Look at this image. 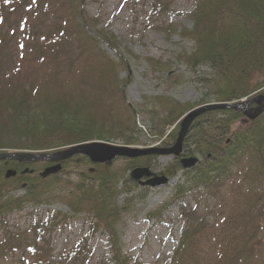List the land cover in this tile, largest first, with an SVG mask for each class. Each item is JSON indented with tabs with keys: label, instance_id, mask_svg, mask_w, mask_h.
Returning a JSON list of instances; mask_svg holds the SVG:
<instances>
[{
	"label": "rangeland",
	"instance_id": "1",
	"mask_svg": "<svg viewBox=\"0 0 264 264\" xmlns=\"http://www.w3.org/2000/svg\"><path fill=\"white\" fill-rule=\"evenodd\" d=\"M57 1L0 0L2 88L32 87L37 97L54 93L71 94L77 100L88 97L108 119L105 131L109 133V126L116 131L107 142L126 145L127 137L131 142L127 145L140 148L162 145L161 139L174 127L177 133L178 122L191 109L225 102L216 94V84L223 82L214 69L205 61L189 62L185 56L196 48L190 30L201 0H83L84 16L96 23L98 30L116 38L115 50L103 41L98 48L79 41L75 16L67 4L58 7ZM105 75L111 80L115 75L117 82L111 84ZM174 104L186 110L176 122L166 124L165 117ZM230 117L227 113L211 116L215 120ZM239 118L230 123L231 133L243 126ZM251 157L245 153L209 187L191 186L192 178L203 170L196 167L169 175L171 181L156 188L140 186L130 178L135 160L115 159L107 171L119 175L121 213L116 230L127 257L125 264H264V215H260L264 214V181L256 178ZM150 163L155 172L177 167L171 156L155 157ZM32 168L35 177L43 164ZM90 168L96 166L89 159L71 160L58 174L59 179L51 180L55 196L6 215L9 230L22 233L36 221L59 219L55 230L46 236L50 240L47 264H113L110 240L100 230L88 241L86 257L65 258L93 220L88 207L80 212L70 207L79 183L95 179L99 168L89 172ZM14 182L15 195H23L22 186ZM178 184L190 188L175 198ZM184 211L191 212L188 216L195 222L203 220L205 228L198 231L180 260L173 251L188 225ZM31 239L28 233L29 243ZM26 242L0 256V264H35L39 253L34 255ZM234 255L236 260L230 261Z\"/></svg>",
	"mask_w": 264,
	"mask_h": 264
},
{
	"label": "trees",
	"instance_id": "2",
	"mask_svg": "<svg viewBox=\"0 0 264 264\" xmlns=\"http://www.w3.org/2000/svg\"><path fill=\"white\" fill-rule=\"evenodd\" d=\"M64 5L69 7L70 14L76 18L74 24L80 37L79 41L84 44L87 42L96 48L103 41L110 48L114 50L117 48L116 38L112 34L103 29L98 30L96 23L89 22L84 16L83 0L57 1L58 7ZM193 16L195 23L190 32L196 40V48L185 56L189 62L205 61L214 69L223 82L221 85L216 84L219 101L240 100L258 90L263 91L264 0H201ZM105 77L111 84L113 80L117 82L115 75H112L113 80L106 75ZM4 80L0 77V83ZM7 81L12 82L13 79L8 78ZM121 86L124 92L125 83L122 82ZM78 99L81 101L71 94L68 96L56 93L51 97L44 95L37 97L34 95V89L26 86H19L17 89L0 88V152L52 150L80 142L107 141L113 137L116 131L115 129L112 131L111 126L108 127L109 133L105 131L108 119L98 113L96 101L88 97ZM80 103H86V106ZM170 108L165 117L166 124L176 122L186 110L180 104H174ZM217 113H227L231 117L219 120L211 118ZM207 116L206 121L200 122L201 118ZM262 116L232 133L230 123L242 117V113L238 110L208 112L196 120L185 140L183 155L200 156L203 159L201 162L203 170L192 178L191 186L214 185L232 168V163L243 158L248 152L255 163L256 178L259 177V181H264V114ZM119 127L122 129L121 126ZM176 135L177 133L172 131L164 140L163 146H170ZM231 137L230 143L226 144L227 139ZM126 139L127 144H130V140L127 137ZM87 159L85 155H76L64 162V169L71 160L80 162ZM133 163L134 166L150 165V157L138 158ZM175 163L176 168L169 167L163 173L176 174L181 169V165L179 160ZM32 166L34 163L30 162L0 161V256L6 255L5 252L12 251L27 241V246L34 255L39 253L35 264H47L45 262L49 261L47 255L50 240L46 236L55 230L59 219L55 217L47 221H36L27 229L32 237L31 243L28 240V233H24L27 230L23 233L11 231L6 221V215L11 212L23 209L30 202L42 203L56 194L51 180L59 179L58 174L44 179L40 175L33 177L23 173L25 168ZM9 168L18 172L15 178H5L6 170ZM98 168L97 173L93 175L95 179L81 181L76 194L70 200L72 211L80 212L83 207H88L93 220L86 235L65 258L73 260L77 257L74 260H78L81 259V255L86 257L88 241L100 230L105 232L110 240L112 263L125 264L127 257L122 253L116 230L121 213V206L118 203L119 175L107 171L108 164H100ZM14 181L18 186H22L23 195L16 196L13 192ZM185 187L178 186L176 197L190 188ZM188 221L173 252L180 260L198 231L201 232L205 228L203 220L195 222L188 216ZM2 231L3 235H1ZM40 241L44 242L43 245ZM235 250L242 254L240 250ZM236 255L232 256L230 261H235Z\"/></svg>",
	"mask_w": 264,
	"mask_h": 264
},
{
	"label": "water",
	"instance_id": "3",
	"mask_svg": "<svg viewBox=\"0 0 264 264\" xmlns=\"http://www.w3.org/2000/svg\"><path fill=\"white\" fill-rule=\"evenodd\" d=\"M251 102H256L257 106L252 107ZM223 108H235L240 109L244 114L253 120L264 112V96L259 95L254 99L241 104H226V103H215L208 104L200 108L192 110L181 122V129L178 137L173 146L169 148H131L127 146L112 145L104 142H91L85 144L74 145L68 149L61 150L54 153H31V152H13V153H1L0 160H18V161H50L60 162L62 160L69 159L78 153H83L89 156L92 162L105 163L110 162L117 157H128L137 158L147 155H172L179 156L183 152V142L189 131L192 122L201 114L206 111L223 109ZM199 159L195 157L183 158L181 160L184 168H192L198 163ZM62 166L60 163L47 167L43 172L42 176L47 177L55 174L61 170ZM15 171L9 170L7 173L8 177L15 175ZM131 177L134 180L140 181L141 185H148L151 187H157L165 184L169 181V178L161 175L156 176L149 167H137L132 173ZM144 177L148 179L142 181Z\"/></svg>",
	"mask_w": 264,
	"mask_h": 264
}]
</instances>
